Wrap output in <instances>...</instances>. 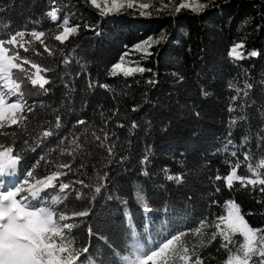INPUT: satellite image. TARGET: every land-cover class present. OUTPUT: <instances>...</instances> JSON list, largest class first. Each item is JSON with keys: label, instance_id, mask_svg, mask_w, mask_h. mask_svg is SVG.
Returning a JSON list of instances; mask_svg holds the SVG:
<instances>
[{"label": "trees", "instance_id": "trees-1", "mask_svg": "<svg viewBox=\"0 0 264 264\" xmlns=\"http://www.w3.org/2000/svg\"><path fill=\"white\" fill-rule=\"evenodd\" d=\"M174 1L146 0L150 15H140L138 6L104 15L90 0H0V36L25 31L30 51L21 55L47 69L41 75L50 81L45 91L25 80L20 99L32 109L30 119L25 128L4 129L0 142L21 156L17 183L30 179L28 171L32 182L67 172L46 196H63L59 183H70L56 207L69 215L88 211L65 221L76 225L75 246L89 247L84 264H125L121 258H133L137 243L151 249L172 234L216 222L228 200L253 227L264 228V194L216 179L237 162L238 174L250 175L247 165L264 158V0H198L207 5L199 13L177 12L181 0ZM53 7L56 22L46 16ZM65 18L79 27L61 44L54 37ZM32 30L45 32L52 55L31 38ZM149 38L148 49H137ZM239 43L245 56L237 60L229 53ZM253 50L260 55L248 56ZM121 57L150 71L111 74ZM63 163L71 170L58 167ZM186 239L197 243L192 235ZM220 243L217 237L200 250L205 264H223Z\"/></svg>", "mask_w": 264, "mask_h": 264}, {"label": "snow or ice", "instance_id": "snow-or-ice-1", "mask_svg": "<svg viewBox=\"0 0 264 264\" xmlns=\"http://www.w3.org/2000/svg\"><path fill=\"white\" fill-rule=\"evenodd\" d=\"M90 4L104 15L114 11L118 12L125 7L131 9L134 6H138L141 10L140 15H150L145 10L152 7L149 2L137 5L135 0H103V6L98 3V0H90ZM206 6V4L199 3L198 0H190V2L180 3L176 7V11L191 9L193 12L199 13ZM58 12L59 9L53 7L46 13V16L52 22H56L60 19ZM59 26L62 31L56 34L54 39L61 44L76 34L79 27L70 26V21L67 18L63 19ZM45 35L44 31L32 30L30 32L31 38L44 45V51L52 55L51 50L42 40ZM25 37L26 32L23 30H16L0 36V135H6L3 132L6 128H13V126L25 128L27 126V121L30 119L27 113H30L32 109L20 99L23 96L22 85L25 80L30 82L33 87L38 86L45 91L47 90L45 86L50 83L49 79L41 75V72L47 71V69H42L29 56L21 55V49L24 53L30 51L26 45L31 41L26 40ZM152 42V39L149 38L136 47L143 49L145 46H151ZM244 47L243 43L236 44L231 48L229 55L237 60L243 59L245 54L240 50ZM32 51L35 52L34 49ZM35 54L39 55L38 52ZM247 55L258 57L260 53L253 50ZM123 60L124 57H121V63L113 65L111 74L122 73L125 77H129L136 72L150 71V69L139 66L126 67ZM26 65L35 69V72L30 73L25 67ZM148 82L153 83L151 80ZM248 87L250 85H245V88ZM238 91L240 90L238 89ZM14 97L16 99H13ZM232 110L229 109V111ZM85 123L84 120L77 121L79 125ZM120 126L123 127V125ZM56 127H60L59 121H57ZM51 135H53L52 132H43L44 137ZM75 143L74 139L73 144ZM232 155L236 156V153L233 152ZM250 159L249 155L244 156L245 161ZM20 160L21 156L15 151L12 144L0 142V264H84V260H88V256L85 254L89 253V247L75 246V238L72 236L71 230L76 225L65 221L74 217H86L89 215L88 211H75L69 215L56 207L62 200L67 199L66 190L72 187L70 183H59V192L63 193V196L55 194L46 196V190L57 188L55 182L61 176L67 175V172L54 171L42 179L35 178L32 182L35 174L33 171H28L26 175L30 179H24L20 183L8 180L9 177H15ZM58 167L71 170L69 163L59 164ZM247 167L250 175H239L240 164L237 162L231 166L229 174L224 177L218 175L216 179H223L229 189L233 188L235 182L242 188H249L250 191L258 190L264 194V158L255 165L249 163ZM105 178L106 175L98 177L99 180ZM168 179H175L179 182L182 178L169 176ZM76 183L85 188L92 187L84 181ZM101 187L102 184H97L94 187L95 193H100ZM82 196L83 193L77 192L76 199H81ZM138 199L142 200L143 198L138 197ZM144 207L146 211H150L147 204ZM206 226L214 230L210 233L203 231ZM93 234L89 228V235ZM189 235L195 237L197 243H190L186 239ZM236 236L240 237L239 241L234 239ZM217 237L221 240L220 248L227 252L223 264H264V228L253 227L242 214L239 204L233 200L225 202L224 211L217 217L216 222L207 225L202 222L201 226L191 233L181 231L172 234L151 249H146L137 243L133 248V258L124 256L121 259L125 261V264H205L200 250L215 241ZM89 264H94V262L89 261Z\"/></svg>", "mask_w": 264, "mask_h": 264}, {"label": "rangeland", "instance_id": "rangeland-1", "mask_svg": "<svg viewBox=\"0 0 264 264\" xmlns=\"http://www.w3.org/2000/svg\"><path fill=\"white\" fill-rule=\"evenodd\" d=\"M135 1H136V0H135ZM144 1L146 2V0H144ZM174 2H176V0H175ZM182 2H190V0H181L180 3H182ZM98 3H100L101 6H103V0H98ZM160 4H161V2H160ZM114 12H116V11H114ZM114 12H111V13H114ZM145 49H148V46H145L143 49H139V50H140V51H143V50H145ZM123 64H124V66H126V67H132V66L129 65L128 63L123 62ZM13 99H16V98L14 97ZM16 176H17V174L15 175V177H9V178H7V179H8V180H13L14 182H16ZM6 182H7V181H6Z\"/></svg>", "mask_w": 264, "mask_h": 264}]
</instances>
